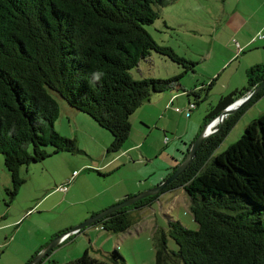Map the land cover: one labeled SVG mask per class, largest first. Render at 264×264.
Segmentation results:
<instances>
[{
  "label": "trees",
  "instance_id": "obj_1",
  "mask_svg": "<svg viewBox=\"0 0 264 264\" xmlns=\"http://www.w3.org/2000/svg\"><path fill=\"white\" fill-rule=\"evenodd\" d=\"M173 1L0 0V153L12 179L11 197L24 180L19 175L22 164L50 153L80 150L75 138L54 128L59 107L49 89L108 129L112 134L108 150L117 151L128 138L130 115L152 91L169 88L181 76L137 79L130 68L154 50L182 65L184 71L193 69L195 61L155 41L145 27L160 15L159 8ZM94 73L100 74L99 80ZM263 76V63L249 66L246 84L221 96L204 122L245 95ZM263 91L264 86L228 114L217 131L202 140L186 168L159 192L95 223L108 232L124 231L161 192L180 186L190 197L198 228H188L178 219H169L167 229L153 227L154 264H264V110L245 125L236 141L215 151ZM190 92L199 93L195 87ZM167 235L177 243L176 249L168 248ZM114 250L113 261L85 249L74 259L63 263L49 259L48 264H126Z\"/></svg>",
  "mask_w": 264,
  "mask_h": 264
},
{
  "label": "rangeland",
  "instance_id": "obj_2",
  "mask_svg": "<svg viewBox=\"0 0 264 264\" xmlns=\"http://www.w3.org/2000/svg\"><path fill=\"white\" fill-rule=\"evenodd\" d=\"M153 7L159 8L155 4ZM159 14L153 22L145 24L153 39L172 46L196 63L193 69L184 71L182 65L151 50L130 68L131 75L137 79L166 78L179 73L181 76L169 88L152 91L130 115V132L119 150H108L112 140L108 129L89 114L70 106L56 90L49 89L59 107L54 128L64 136L75 138L80 148L67 155L69 163L78 167L86 162L87 168L76 178V175L64 178V182L68 181L65 189H58V184L56 192H48L53 179L58 182L61 177L60 156L64 154L50 153L19 167L24 180L11 197L8 190L12 179L0 153V264H25L55 235L86 218L78 217L102 198L129 189L135 194L152 187H145L148 183L160 182L159 177L166 174L167 167L183 158L192 135L205 123L206 113L221 96L246 84V62L249 66L264 64V39L256 37L258 33L264 34L260 25L264 22V4L259 0H175L159 8ZM247 41L250 43L242 45ZM231 52L234 55L229 58ZM213 78L211 85L199 89ZM193 87L198 90V96L187 93ZM188 100L196 106L187 115ZM176 106L182 111L175 110ZM263 110L264 91L245 108L215 151L220 152L236 141L245 125ZM46 148L49 150L51 146ZM106 161L108 166H96ZM173 194L172 189L163 191L161 203L159 199L146 206L141 211L143 221L124 231L109 233L100 224L92 223L71 233L36 264H48L49 259L63 263L80 256L85 249L107 261H113L117 249L126 264H154V225L167 229L169 219H178L188 228H198L189 207V195L182 192L171 201ZM40 243L43 245L38 249ZM167 245L170 249L177 248L169 235Z\"/></svg>",
  "mask_w": 264,
  "mask_h": 264
},
{
  "label": "water",
  "instance_id": "obj_3",
  "mask_svg": "<svg viewBox=\"0 0 264 264\" xmlns=\"http://www.w3.org/2000/svg\"><path fill=\"white\" fill-rule=\"evenodd\" d=\"M263 86H264V76L245 95L233 100L231 103L227 104L216 114L210 117L208 121L202 125L197 135L193 138L183 158L177 163L176 167L170 172V174L167 175L165 178H163L160 182H158L152 187L136 192L135 194L124 196V198L88 215L86 218H84L82 221L74 225L69 230L63 231L55 235L45 245H43L41 249L36 254H34V256L30 260H28L25 264H36L43 256H45L48 253L50 249L54 248L57 244L63 241L71 233H74L87 225L95 223L97 220H99L101 217L105 216L106 214L116 209H119L123 206L132 204L133 202H135L140 198L159 192L168 182L174 179L178 174H180L186 168V166L195 156L196 151L202 140L209 134L217 131V129L222 125L225 117L228 114L234 112L241 104L246 102L252 95L257 93ZM216 119L218 120V123L215 126Z\"/></svg>",
  "mask_w": 264,
  "mask_h": 264
},
{
  "label": "crops",
  "instance_id": "obj_4",
  "mask_svg": "<svg viewBox=\"0 0 264 264\" xmlns=\"http://www.w3.org/2000/svg\"><path fill=\"white\" fill-rule=\"evenodd\" d=\"M259 3H261V4H264V0H259ZM261 27H263L264 28V22H262L261 24ZM258 31V30H257ZM256 31V32H257ZM256 32L251 36V38H253L254 36H255V34H256ZM263 36L262 37H258L257 35H256V37H258V38H261V39H264V34L263 33H261ZM249 41V40H248ZM244 42V44H242V45H245V44H248V43H250V42ZM263 45H264V43H262ZM242 45H240L241 47H242ZM175 50V49H174ZM243 51V50H242ZM234 55V53L233 52H231V54H230V56H229V58L230 57H232ZM260 62H262V61H260ZM247 66H249V64L246 62V66H245V68L247 69L248 67ZM235 88H239V87H235ZM173 94H171L170 95V97L172 96ZM169 97V98H170ZM188 102H189V100H188ZM201 127H202V125H200L199 126V129H197V131L192 135V137H191V139L192 138H194L196 135H197V133L199 132V130L201 129ZM190 139V140H191ZM189 140V141H190ZM188 142V141H187ZM187 142L186 141H184V143L185 144H187ZM188 146V145H187ZM186 150V149H185ZM64 153V154H62V156H60L61 158V160H62V164L60 165L61 167H60V170L62 171V173H61V177L59 178V181L57 182V181H54V179H53V181H52V183L49 185V191L48 192H56V187H57V185L58 184H62V182H64L63 180H64V178H69L70 176H71V174H72V172H73V170H76L77 168H79V169H77V170H79V172L78 173H76V176L74 177V178H76V177H78L81 173H83V171L85 170V168H87L86 167V164H88V163H86V162H83V163H80L79 164V166L78 167H74V163H69V157H67V155H73V154H69V153H72V152H68V151H59V152H57V153ZM115 157V156H114ZM114 157H112V158H110L108 161H112V159L114 158ZM177 157H175V159H176ZM72 159V158H71ZM174 159V160H175ZM108 161H106V162H103L101 165H96V166H108L109 165V163H107ZM178 162V161H177ZM176 162V163H177ZM175 163V164H176ZM174 165V164H173ZM173 165H169L167 168V172L171 169V167L173 166ZM71 171V172H70ZM70 172V173H69ZM166 172V173H167ZM164 176V175H163ZM162 176V177H163ZM162 177H159V179H161L162 180ZM158 179V180H159ZM156 182L157 181H154L153 183H148L145 187H149V186H153L154 184H156ZM54 184H55V186H54ZM144 185V184H143ZM139 190V189H138ZM172 190H174V194L171 196V201L172 200H174L175 199V197L177 196V194H179V193H182V192H186L184 189H183V187H176V188H173ZM68 191H69V188H67L66 189V194L68 193ZM166 191H169V190H166ZM47 192V193H48ZM132 192H134V191H132V189L130 190H128V191H123V192H121V193H115V194H112V195H110L109 197H107V198H102V200H101V202L100 203H98L97 205H95L94 207H89V208H86L82 213H80V215H79V217L78 218H80V219H82V218H84V217H86V216H88V215H90V214H92V213H94V212H96V211H98V210H100V209H102V208H104L105 206H106V204H108L109 202H112L113 200H115V199H121L122 198V196L124 197V196H127V194L128 195H130V193L131 194H133ZM165 192V191H164ZM162 193L163 192H161L160 194H159V196L155 199V200H157V201H159V199H160V203H161V197H162ZM118 199V200H119ZM154 200V201H155ZM150 205H152V203L150 204ZM149 206V205H148ZM146 207V206H145ZM145 207H143L141 210H140V215H141V217H140V219L137 221V222H135L134 224H136V223H139L140 221H143V215L141 214V211L145 208ZM79 219V220H80ZM155 226H159V225H154L153 227H155ZM100 227H102L101 225H100ZM103 228V227H102ZM108 232V231H107ZM110 233V232H109ZM110 235V234H109ZM54 236V235H53ZM90 239V238H89ZM94 240V239H93ZM43 245V243H40V245H39V247H37L38 249L41 247ZM38 249H36V250H38Z\"/></svg>",
  "mask_w": 264,
  "mask_h": 264
},
{
  "label": "built area",
  "instance_id": "obj_5",
  "mask_svg": "<svg viewBox=\"0 0 264 264\" xmlns=\"http://www.w3.org/2000/svg\"><path fill=\"white\" fill-rule=\"evenodd\" d=\"M257 36H258V37H262L263 35H262L261 33H258ZM172 99H173V98H172ZM193 106H194V104H193L192 102H190V103L188 104L187 111H186L187 114H189V111H190V109H191ZM175 110H181V108L178 107V106H176V107H175ZM217 123H218V120L216 119L215 126L217 125ZM77 172H78L77 170H73V172H72V174H71L70 177H72L73 175H75ZM70 177H69V178H70ZM69 178H68V179H69ZM58 189H65V184H60V185L58 186ZM67 237H68V236H67ZM67 237H66V238H67ZM66 238H65V239H66Z\"/></svg>",
  "mask_w": 264,
  "mask_h": 264
},
{
  "label": "clouds",
  "instance_id": "obj_6",
  "mask_svg": "<svg viewBox=\"0 0 264 264\" xmlns=\"http://www.w3.org/2000/svg\"><path fill=\"white\" fill-rule=\"evenodd\" d=\"M93 75H94L95 79H97V80L100 79V74L99 73H94Z\"/></svg>",
  "mask_w": 264,
  "mask_h": 264
}]
</instances>
